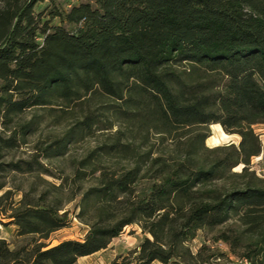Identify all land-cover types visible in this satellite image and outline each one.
<instances>
[{"label": "trees", "instance_id": "1", "mask_svg": "<svg viewBox=\"0 0 264 264\" xmlns=\"http://www.w3.org/2000/svg\"><path fill=\"white\" fill-rule=\"evenodd\" d=\"M98 103L128 128L82 158L68 185L69 201L79 196L74 215L88 225L85 237L51 244L70 210L43 188L44 175L55 174L47 161L95 131ZM79 104L84 114L63 135L18 155L38 127L17 116ZM213 123L238 134L239 145L209 148V134L196 131L158 155L133 147L137 136L177 140ZM257 124H264V0H79L69 9L62 0H0V224L15 226L13 240L0 232V264H75L133 223L143 241L109 264H214L220 256L207 243L197 252L190 244L231 220L244 227L236 241L223 231L214 242L234 247L251 235L241 257L264 264V176L251 170L263 150ZM103 155L134 162L103 165ZM90 178L96 182L85 188L80 181Z\"/></svg>", "mask_w": 264, "mask_h": 264}, {"label": "rangeland", "instance_id": "2", "mask_svg": "<svg viewBox=\"0 0 264 264\" xmlns=\"http://www.w3.org/2000/svg\"><path fill=\"white\" fill-rule=\"evenodd\" d=\"M66 9H69L72 5L78 4L79 0H62ZM45 6V3L37 6L38 9H41ZM106 102H111L109 99H105ZM84 105V104H83ZM55 108H35L28 110L15 119L20 123H25L27 121H36L37 131L29 136V143L27 146L23 147V150L19 151L18 155H28L34 149V145L37 142L44 141L46 139H53L54 137H59L63 135L74 123L75 118H81L84 114L83 106L72 108H59V105H55ZM87 108V106H85ZM92 108L96 111L97 114L101 115V122L95 126V131L89 135L83 137L80 141L73 142L69 146L68 153L58 159H53L47 161L50 168L55 173L54 176L44 175L47 183H43V188L52 189L57 195L64 197L66 201L65 207L70 210V221L69 224L51 234L50 238L47 240L51 244H56L64 239H82L85 237L88 230V225L83 221L75 217L74 210L76 209L79 196L69 201V197L73 195V189L75 187H69L72 184L74 179V172L77 168L78 162L87 156V154L95 148H98L104 144H109L114 140V137L118 134V131H125L128 126L122 120H115L111 117L110 112L105 111L100 104L93 105ZM111 119V121H109ZM108 127V128H104ZM255 131L258 133L261 143H262V152L260 155L252 158L251 170H254L256 174L260 177L264 176V124L254 125ZM196 131L202 133H208L209 136L205 140V145L209 148H215L218 146H225L230 144L239 145L241 137L238 134L227 133L229 136L224 138L219 144H212L210 142V137L216 133L219 136H222L223 127L220 123H213L210 126L199 127L198 129H190L187 132H184L183 137L179 139H174L170 137H162L157 133L150 134L145 140L142 137H134L132 140L134 148L138 152H144L147 149L153 151V155L161 154L162 152H168L174 150L177 145H185L189 139L195 135ZM225 132V131H224ZM129 134H126L125 139ZM127 142V140H124ZM180 143V144H179ZM134 157L127 155L125 157H109L103 155L101 157V163L103 165L110 166H130L133 165ZM243 164H240L233 168V172H241ZM99 173H97L98 175ZM238 180L242 179L241 177H234ZM96 180L94 178L85 179L80 181L81 184L86 188L90 185L95 184ZM29 181H25V186H28ZM149 181L144 180L138 186V192L140 194L144 193L146 186H148ZM231 182L230 180L227 185ZM225 183L220 181L218 185L222 187ZM75 192V191H74ZM22 194L18 193L16 199L21 198ZM68 199V200H67ZM244 227L231 220L225 225L220 226L214 231H199L195 240L191 242V248L194 252L205 243L211 247L209 253H215L220 258L215 259L214 264H233L239 258H242L243 244L253 238L251 235L242 234L243 244L235 245L231 247V244L226 243L224 240L214 242V237L220 235L223 231H227L231 235L232 241H236V236L243 231ZM1 234L9 240H13L15 237V226L9 225L4 226L0 224ZM145 234L143 233L141 227L137 223L128 225L122 234L114 238L109 246L105 249H102L94 254L89 256L80 257L75 264H109L116 256L120 254H128L131 250L139 247L143 241ZM153 264H162L158 261Z\"/></svg>", "mask_w": 264, "mask_h": 264}, {"label": "bare ground", "instance_id": "3", "mask_svg": "<svg viewBox=\"0 0 264 264\" xmlns=\"http://www.w3.org/2000/svg\"><path fill=\"white\" fill-rule=\"evenodd\" d=\"M228 136L229 135L226 132L222 131V136H219L214 133L209 139L212 144H219L224 138H227Z\"/></svg>", "mask_w": 264, "mask_h": 264}, {"label": "built area", "instance_id": "4", "mask_svg": "<svg viewBox=\"0 0 264 264\" xmlns=\"http://www.w3.org/2000/svg\"><path fill=\"white\" fill-rule=\"evenodd\" d=\"M233 264H253L251 260L247 259V258H239L236 261H234Z\"/></svg>", "mask_w": 264, "mask_h": 264}, {"label": "crops", "instance_id": "5", "mask_svg": "<svg viewBox=\"0 0 264 264\" xmlns=\"http://www.w3.org/2000/svg\"><path fill=\"white\" fill-rule=\"evenodd\" d=\"M89 256V255H88Z\"/></svg>", "mask_w": 264, "mask_h": 264}]
</instances>
